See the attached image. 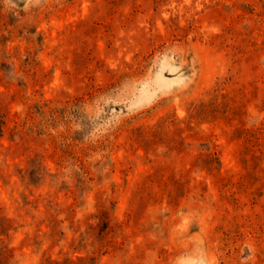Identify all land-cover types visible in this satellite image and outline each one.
Wrapping results in <instances>:
<instances>
[{"label":"rangeland","instance_id":"1","mask_svg":"<svg viewBox=\"0 0 264 264\" xmlns=\"http://www.w3.org/2000/svg\"><path fill=\"white\" fill-rule=\"evenodd\" d=\"M0 264H264V0H0Z\"/></svg>","mask_w":264,"mask_h":264}]
</instances>
